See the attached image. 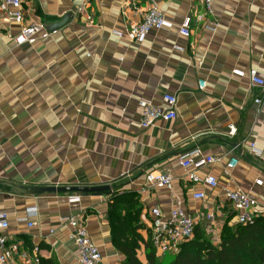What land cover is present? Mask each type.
Wrapping results in <instances>:
<instances>
[{"label":"crops","instance_id":"0c3cea01","mask_svg":"<svg viewBox=\"0 0 264 264\" xmlns=\"http://www.w3.org/2000/svg\"><path fill=\"white\" fill-rule=\"evenodd\" d=\"M78 4L24 0L27 17L47 29L70 15L33 44H15L20 27L0 13V209L8 215V245L15 247L8 264H19L22 254L39 264H78L63 221L76 214L84 216L103 264H122L107 217L113 191L135 192L142 207L146 226L137 257L143 253L144 264L147 210L157 205L166 215L173 195L193 215L215 214L218 244L224 225H237L226 190L254 195V212L264 219V87L248 77L255 71L264 80V0H214V31L193 22L189 38L178 30L186 16L202 12L200 0H157L171 26L152 30L142 43L115 33L138 23L149 0H90L91 21L76 13ZM165 94L176 97V118L142 129L138 101L163 106ZM195 150L221 158L196 171L214 175L215 189L191 183L192 168L179 165L180 156ZM231 158L233 169L226 166ZM159 172L173 177V194L150 184ZM99 186L112 192L17 194L11 188ZM196 191L205 198L194 199ZM69 197L80 200L69 203ZM30 207L37 212L21 220ZM208 226L201 220L196 227L209 235Z\"/></svg>","mask_w":264,"mask_h":264},{"label":"built area","instance_id":"2783aa9c","mask_svg":"<svg viewBox=\"0 0 264 264\" xmlns=\"http://www.w3.org/2000/svg\"><path fill=\"white\" fill-rule=\"evenodd\" d=\"M76 1L79 3L76 13L85 14L86 20L91 21V15L86 12L90 6V0ZM149 1L152 3V6L142 14L141 20L129 26L124 33L116 32L115 35L117 37L125 38L130 43H142L152 30L171 26L155 5L157 0ZM213 1L200 0L202 12H196L194 16L188 15L183 19L178 30L181 36L185 38L190 37L193 22L201 24L202 27L210 32L214 31L216 24L209 20L213 15ZM23 3L24 0H0V13L4 16L5 20L13 22L20 27L19 33L13 38L14 43L17 45L33 44L38 39L48 38L52 32H49L41 22L28 18L23 8ZM232 74L237 77H244L245 75L240 70H234ZM248 77L251 84L264 87V80L258 77L255 71H250ZM205 86L204 80L198 82L199 90H203ZM162 102L163 106H153L147 101H138L141 109L140 127L142 129L152 127L157 121L169 122L176 118V97L165 94L162 97ZM254 103L259 105L261 100L257 98L254 100ZM235 133L236 129L233 126H229L228 134L234 136ZM250 149L254 152L257 151L253 144L250 146ZM220 161V157L203 156L198 150L179 157V165L181 167L185 169L192 168L193 172L187 176L188 181L210 189H215L218 186L216 177L214 175L201 177L196 174V171ZM236 165L237 160L235 158H231L226 164L229 169H233ZM173 180V177L168 172H159L153 174L149 182L154 188L164 189L173 194ZM261 184L260 180L256 181V185L260 186ZM192 196L196 200H203L205 198V194L202 191H196ZM224 196L235 212L237 225H247L254 222L255 218H257L254 212L257 207V201L254 195L240 190H226ZM79 200V197L68 198L69 203H77ZM36 212L37 209L35 207L26 209L25 218L21 220L29 219ZM146 214L148 216V239L154 249L155 255L159 258L176 255L179 252L180 246L193 237L194 230L199 221L202 220L209 224V235H212L213 227L216 225L214 213L207 212L205 214L193 215L184 209L180 199L175 195L172 196V203L166 215L157 205L150 207ZM63 221L70 228L69 241L76 247L78 264H103V255L86 230L84 216L76 214L63 218ZM27 225L31 227L33 223L28 222ZM8 229V215L0 209V264H8L13 251H15V247L8 245ZM213 240H217V237L214 236ZM34 252H37V249H34ZM19 264H39V259L38 257L30 259L26 254H22Z\"/></svg>","mask_w":264,"mask_h":264},{"label":"trees","instance_id":"16d2710c","mask_svg":"<svg viewBox=\"0 0 264 264\" xmlns=\"http://www.w3.org/2000/svg\"><path fill=\"white\" fill-rule=\"evenodd\" d=\"M142 207L135 192L113 191L109 195L108 223L115 249L124 256L122 264H144L137 257ZM146 264H264V219L252 224L224 225L220 243L214 245L201 228L180 246L174 256L158 259L149 239L144 243Z\"/></svg>","mask_w":264,"mask_h":264},{"label":"water","instance_id":"95a60500","mask_svg":"<svg viewBox=\"0 0 264 264\" xmlns=\"http://www.w3.org/2000/svg\"><path fill=\"white\" fill-rule=\"evenodd\" d=\"M70 15H66L60 23L48 27V30L53 32L63 26ZM14 193L17 194H37V193H80V194H109L112 192L110 186L99 187H33L27 189H21L17 187H11Z\"/></svg>","mask_w":264,"mask_h":264},{"label":"rangeland","instance_id":"374dc122","mask_svg":"<svg viewBox=\"0 0 264 264\" xmlns=\"http://www.w3.org/2000/svg\"><path fill=\"white\" fill-rule=\"evenodd\" d=\"M141 224L143 225V228H144V226H146V224H145L144 221H142ZM207 236H208V238H209L210 240H213L214 235H207ZM212 243H213L214 245H218V242H215L214 240H213ZM143 256H144L143 253L139 255V259H141L142 261L144 260ZM157 258H158V259H163V258H159V257H157ZM161 261H162L161 264H164V261H165V260H161Z\"/></svg>","mask_w":264,"mask_h":264}]
</instances>
